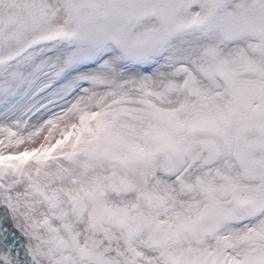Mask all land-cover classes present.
Returning a JSON list of instances; mask_svg holds the SVG:
<instances>
[{"label": "snow or ice", "instance_id": "snow-or-ice-1", "mask_svg": "<svg viewBox=\"0 0 264 264\" xmlns=\"http://www.w3.org/2000/svg\"><path fill=\"white\" fill-rule=\"evenodd\" d=\"M0 264H264V0H0Z\"/></svg>", "mask_w": 264, "mask_h": 264}]
</instances>
